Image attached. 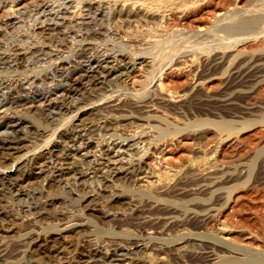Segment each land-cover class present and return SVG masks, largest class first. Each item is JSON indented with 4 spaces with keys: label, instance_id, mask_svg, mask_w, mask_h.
I'll list each match as a JSON object with an SVG mask.
<instances>
[{
    "label": "bare ground",
    "instance_id": "bare-ground-1",
    "mask_svg": "<svg viewBox=\"0 0 264 264\" xmlns=\"http://www.w3.org/2000/svg\"><path fill=\"white\" fill-rule=\"evenodd\" d=\"M199 1L108 0L119 5L112 17L119 29L114 35L118 47L110 49L112 56L102 52L98 57L87 58L85 65L69 74L64 88L42 91L13 85L15 91L7 92L10 85L0 72V232L6 234L0 237V264H52L40 263L33 255L48 259L54 252L71 254L68 243H52L54 233H83L90 238L95 253H86L89 255H85L87 259L82 264H264V250L204 231L207 218L227 206L237 189V185L223 187L221 181L226 173L221 174L214 166L204 170L188 166L173 173L166 168L156 175L145 165V157L188 132L211 127L220 134L236 130L233 120L225 115L231 107L223 100L224 92L217 98L205 96L201 80L223 77L229 72L225 69L237 58L231 59L233 55L228 52L264 35V6L255 3L248 9L219 14L213 18L212 26L202 32L204 37L178 35L180 30L167 26L169 16L170 20L182 7ZM58 2L41 0L36 8L45 13L52 7L50 4ZM12 14L14 20L21 22L24 12ZM10 24L14 23L4 25ZM126 24L133 28L132 32L121 29ZM149 24L153 26L145 30ZM37 34L33 32L36 46L43 43ZM11 51L16 63L23 62L25 51ZM261 51L263 54L264 48ZM261 54L251 56L245 65L244 71H253L251 76L264 73V64L258 63L264 58ZM198 55H206L207 59L202 71L192 74L193 86L183 93L163 92L165 71L187 65ZM62 59H52L51 63ZM137 60L142 61L140 65L146 64L145 74L139 84L130 87L126 84L129 77L125 76H129L128 71ZM242 82L232 81L231 87L239 88ZM40 99L45 106L24 109ZM211 115L220 116L219 121L210 120ZM250 124L246 121L242 128ZM202 134L197 137L203 138ZM133 146H137V154L131 153ZM203 162L200 158L191 163ZM62 163L68 165L66 171L62 170ZM96 164L100 166L97 169L93 166ZM238 164L230 167L229 178L233 173L238 175ZM85 188L91 189L94 207L125 202L128 212L110 214L90 208L92 213H85L89 208L83 206L88 200ZM94 212L99 222L89 217ZM117 237L127 243H114ZM150 249L165 256L151 257L147 254ZM103 250L105 253H101Z\"/></svg>",
    "mask_w": 264,
    "mask_h": 264
},
{
    "label": "rangeland",
    "instance_id": "rangeland-1",
    "mask_svg": "<svg viewBox=\"0 0 264 264\" xmlns=\"http://www.w3.org/2000/svg\"><path fill=\"white\" fill-rule=\"evenodd\" d=\"M0 1L3 3L0 2V72L1 75L4 76L3 79L10 85L9 89L11 88V90H6L7 92L15 91L16 87L14 88L13 85H23V88L25 87L26 89H29V87L32 89L34 87L33 89L38 88L39 90L40 88L42 91L64 88L70 77L69 74H71L74 68H79L82 64L85 65L87 58L98 57L102 55V52L103 54L105 52V56L106 54L112 56L113 52H110V49H112V47L116 48V45L118 47L119 41L114 40V35L116 34L115 30L119 29H117L112 22V17L119 5L112 4L108 2V0H84L83 2H80L81 0H59L56 4H50L52 7L45 10V13L39 12V8H36V4H39L41 0H16L13 7V0ZM88 1H91V4H89L90 6L87 5ZM157 1L167 3L171 0ZM172 1L180 2L181 0ZM263 1L264 0H200L198 3H195V5L190 4L189 7H182L183 9L181 8V10H178V13L174 14L173 18L170 20L169 18L171 17L169 16V24H167V26L170 25L169 28L174 31L180 30L178 35L185 34L189 36L192 34L191 36H193L196 34L197 37H204L205 34L202 32L205 33L207 28L212 26V23L215 22L214 19H216L219 14L235 12V10L239 9L240 11L248 9L256 5L255 3L264 6ZM19 11L24 12L21 22L14 20L15 15L12 14L13 12ZM179 12L182 13L180 14ZM12 22L14 24H10V26L4 25ZM126 25V27L123 26L121 29H124L125 32H127V30L128 32L129 30L132 32L133 28L130 27L129 24ZM152 26L153 24H149L145 30ZM134 31H136V29H134ZM33 32L39 34H37V37L39 36L38 38L43 40L42 42L44 44L35 45ZM159 32L163 33L161 31ZM198 33L203 35H198ZM196 35L193 36L192 39H194ZM260 36L254 39V41L250 40L249 42L240 44L235 48L236 50L228 52V54L233 55L231 59L235 56L237 57L235 61L231 62L230 66L232 68L229 67L232 71L228 67H225V72L227 69L229 72L226 74L224 73L223 77L212 76L201 80L204 82L202 91L205 96L217 98L218 94L221 92H224L225 97L226 95L230 96H227L229 101L227 98L225 99L224 96L223 100L226 105L228 104L227 106L229 108L231 107L229 110L227 109L228 111H225V115L227 119H231L234 122V126L236 127V130H234L235 132L233 131L234 134L233 132L220 134V132L212 127L205 128L207 130L203 128V130H199V132L196 133L188 132L161 146L159 150H155L154 155H149L145 157L144 160L149 171L154 172L156 175H161L166 168L173 173L172 171L181 170L182 167L188 166L198 170H204L207 167L214 166L217 170H220L221 174L226 173L223 179L224 181H221L222 185H224L223 187L237 185V191L235 190V194H233L232 200L227 206L223 208L217 206L221 210L211 213L214 217L207 218L204 223V231L218 234L229 242H236L253 249L264 250V73L251 76L250 74L253 71H244L245 65L248 66L247 63L249 62V58L251 56L260 55V52H262L261 49L264 48V35ZM83 39H85L84 42L82 41ZM109 39L110 41H108ZM123 42V44L128 43V41ZM30 46L31 49L28 50ZM13 48H21L22 51H25L26 57L23 62L16 63L12 56L11 50ZM142 48L145 47L143 46ZM108 50L109 53H106ZM243 52H246V54ZM238 53H240V55H238ZM242 54L243 56H241ZM62 55L64 56L63 59ZM204 56L205 57L198 55L192 62H188L187 65L183 63L180 64V67H178V65V68L173 67L172 69H167L162 76L163 92L167 90L166 93H183L190 89L195 81L192 74H194L195 71H202V63L207 59L206 55ZM104 57H101V59L106 58ZM55 58L62 60L51 63V60ZM101 59L100 61H103ZM263 60L264 58L262 61ZM185 61L186 59H182V62ZM262 61L258 63L264 64ZM141 62V60H137L135 66L131 68V72L130 70L128 71L129 76H125L127 78L129 77L126 84L130 87L139 84L145 74L146 64L140 65ZM233 63L234 66L232 65ZM234 67H236L235 69L237 70L240 68V72L237 70L235 71ZM243 71L246 72V74H244ZM236 72L239 73L236 74ZM237 77H239V79ZM261 78H263V81ZM237 79L240 82L241 80L244 82H242L239 88H235V86L231 87V82L233 81L235 84L238 82ZM260 81L262 82L260 83ZM156 86H158V84H156L154 88H156ZM41 104L42 102L40 99V101L34 104L26 105L24 109L32 110L33 108H41ZM43 106L45 105L42 104V107ZM214 106L218 107L219 104H214ZM235 106L240 109H232ZM230 110L234 112L231 113ZM212 112L218 113L217 110H213ZM234 114H236V116H234ZM208 118L210 120L219 121L220 116L211 115ZM245 119L251 122V126L249 125L247 128L243 129V124L246 122ZM201 132L203 133V138H198V134ZM195 134L196 136H194ZM136 147L137 146H133V148L130 149L131 153L137 154L138 149L136 150ZM142 147H144V145H142ZM200 158L204 159V164L200 163L201 165L198 164V166L191 163L193 160L196 161ZM237 163H239L238 165L240 166L236 171L238 175L233 173L232 178H229L231 175L230 171H232L230 167ZM240 163L242 165H240ZM67 166L66 163H62V170L66 171L65 168H67ZM93 166H95L96 169L100 167L97 164ZM59 167L60 166H58L57 170L61 169ZM213 169L214 168L210 171H213ZM12 171H14V169L11 170V172ZM210 171L206 170V173ZM183 172L185 171H182V173ZM85 189L84 192L88 195L86 200H88L83 206L89 207H85L86 209L84 208L86 210H84L85 213H92L88 211L90 208H95V210L97 209L99 211H108L110 214L128 212V205L125 202H119L117 204H115V202H109L103 203L104 206L98 204L94 207L95 203L92 202L93 194L91 193V189ZM222 203H220V205H222ZM96 215L97 214L94 212V214L89 217L99 222L100 220L98 217H95ZM5 235V233L0 232V237ZM82 235L83 233L77 235L63 233L58 235L54 233V235L51 236L52 243H57L59 245L69 244L67 247H70L69 251L71 250V254H67L68 251H63L64 254L62 252H54L51 254L52 259L41 258L37 256V254H34L33 257L38 259L37 261L40 263L52 261V264H82V262H85L87 259L85 255H89L86 253H89V251L95 253L94 250L96 248L92 243H89L90 238ZM114 243L123 244L127 242H122L121 239L117 237L114 239ZM133 248L135 249V246H133ZM103 252L105 253V250L101 251V253ZM147 254H150L151 257L159 258L165 256L164 254H160L161 257L160 255H156L158 253L152 251V249H150ZM71 256H73V258Z\"/></svg>",
    "mask_w": 264,
    "mask_h": 264
}]
</instances>
